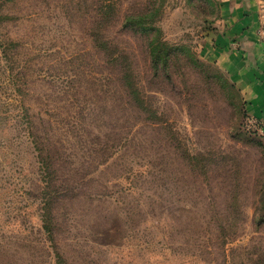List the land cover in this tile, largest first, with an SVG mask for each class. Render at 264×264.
<instances>
[{"label": "rangeland", "instance_id": "374dc122", "mask_svg": "<svg viewBox=\"0 0 264 264\" xmlns=\"http://www.w3.org/2000/svg\"><path fill=\"white\" fill-rule=\"evenodd\" d=\"M244 3L0 0V264H264Z\"/></svg>", "mask_w": 264, "mask_h": 264}, {"label": "crops", "instance_id": "0c3cea01", "mask_svg": "<svg viewBox=\"0 0 264 264\" xmlns=\"http://www.w3.org/2000/svg\"><path fill=\"white\" fill-rule=\"evenodd\" d=\"M226 2L228 3V4H235L236 6V8H238V10L236 9V11L235 12H237V11H240V10H247V8L248 7H244V0H226ZM245 2H246V0H245ZM249 3V2H248ZM249 11V10H248ZM251 31V32H250ZM246 32H250V34L252 33V34H254V32H252V29L251 30H247ZM253 38H255L254 37V35H253ZM253 43V42H252ZM253 48H254V51H255V61H257V63H258V66L261 68V70L263 71V73H261L262 74V80L264 81V57H262V53H260V50H261V46L258 44V43H253ZM239 50H240V52L241 53H246L245 52V50H243V49H240L239 48ZM234 51V50H233ZM232 54H235V52H233ZM234 59L235 58H232V62H234ZM257 86H258V88H257V90L256 91H254V92H256V97L258 98V100H259V112L261 113V114H263L264 115V100L262 101V100H260V99H264V89H263V87H262V85L260 84L259 85V83L257 84ZM244 92V91H243Z\"/></svg>", "mask_w": 264, "mask_h": 264}, {"label": "trees", "instance_id": "16d2710c", "mask_svg": "<svg viewBox=\"0 0 264 264\" xmlns=\"http://www.w3.org/2000/svg\"><path fill=\"white\" fill-rule=\"evenodd\" d=\"M146 16H144L143 14H139V15H127L126 16V19H125V24H134V23H137V24H144V20ZM152 47V50H153V55L155 57H153L152 59V63L157 66L158 64H160V58H161V53H160V48L157 47L156 45L152 44L151 45ZM165 64H167L168 62V57L167 55L165 56Z\"/></svg>", "mask_w": 264, "mask_h": 264}]
</instances>
